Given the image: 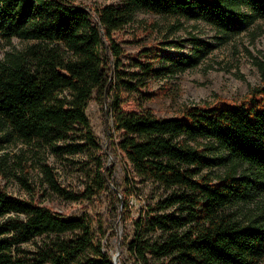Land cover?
I'll use <instances>...</instances> for the list:
<instances>
[{"label": "trees", "instance_id": "obj_1", "mask_svg": "<svg viewBox=\"0 0 264 264\" xmlns=\"http://www.w3.org/2000/svg\"><path fill=\"white\" fill-rule=\"evenodd\" d=\"M120 1L119 6L97 8L92 22L76 0H0V40L26 43L0 61L4 139L58 155L85 150L94 155L100 146L86 110L96 94L103 105L110 99L106 111L111 112V130L119 134L111 140L114 150L141 180L178 190L158 202V209L177 207L179 216L152 218L164 240L149 244L139 236L127 246L128 253L144 264L148 252L178 264H260L264 220H241L232 208L250 200L264 183V85L251 88L237 105L183 106L171 118L157 117L148 107L129 112L123 107L124 94L195 68L214 46L193 39L192 55L161 56L158 68L135 62L139 72L132 73L121 70L124 52L113 36L136 11L200 20L223 33L239 31L241 24L264 18V0ZM205 149L221 155L209 157ZM214 166L224 167L217 183L210 176L196 178L200 169ZM102 168L97 158L94 177ZM112 170L104 168L103 180L94 182L111 181ZM41 172L58 196L78 199L59 185L49 165L43 164ZM146 226L148 210L140 227ZM36 237L47 242L29 260L14 253ZM0 264L114 263L94 245L89 220H65L0 191Z\"/></svg>", "mask_w": 264, "mask_h": 264}, {"label": "rangeland", "instance_id": "obj_2", "mask_svg": "<svg viewBox=\"0 0 264 264\" xmlns=\"http://www.w3.org/2000/svg\"><path fill=\"white\" fill-rule=\"evenodd\" d=\"M76 4L88 11L95 22L97 8L119 6L121 1L76 0ZM113 38L124 52L121 70L132 73L139 72L135 62H151L158 68L161 56L192 55L193 39L214 46L195 68L172 77L150 80L139 91L124 94L123 107L129 112L148 107L157 117L171 118L177 117L183 106L237 105L251 88L264 85V18L241 24L239 31L223 33L200 20L136 11L132 20L116 31ZM25 45L17 38L10 43L0 40V61L7 53L20 51ZM112 78H115L114 74ZM110 104L108 99L103 105L101 97L96 94L86 110L91 130L100 146L94 155L86 150L74 155H58L14 139L8 142L0 131V191L50 210L65 220H89L94 245L104 256L112 262L116 259L117 264H144L128 253L127 246L139 236L148 239L149 244H160L164 240L165 233L153 225L152 218L162 214L179 216L177 207L158 209V202L178 190L165 189L152 180H141L114 150L111 140L119 134L111 130V112L106 111ZM200 143L206 144L203 140ZM204 151L209 157L221 155L217 150ZM97 158L103 168L96 178ZM43 164L52 168L62 188L78 195L76 201L61 198L47 186L41 172ZM109 167H113L111 181L99 184L105 177L104 168ZM245 168L247 166L243 165L242 169ZM223 172L221 166L202 168L196 178L210 176L217 183V177ZM95 180L99 181L95 183ZM147 210L148 227H140L146 221ZM232 210L241 220L252 216L264 220V183L259 185L250 200L235 205ZM45 242L47 238H33L14 253L27 261L36 253L37 246H43ZM147 264L178 263L170 257L160 258L148 252ZM260 264H264V258Z\"/></svg>", "mask_w": 264, "mask_h": 264}, {"label": "water", "instance_id": "obj_3", "mask_svg": "<svg viewBox=\"0 0 264 264\" xmlns=\"http://www.w3.org/2000/svg\"><path fill=\"white\" fill-rule=\"evenodd\" d=\"M113 263H114V264H117V261H116V259H115V261H113Z\"/></svg>", "mask_w": 264, "mask_h": 264}]
</instances>
